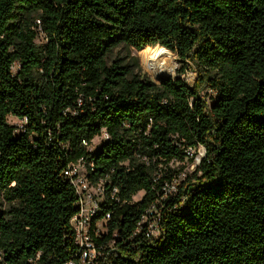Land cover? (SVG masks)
<instances>
[{"label": "trees", "instance_id": "obj_1", "mask_svg": "<svg viewBox=\"0 0 264 264\" xmlns=\"http://www.w3.org/2000/svg\"><path fill=\"white\" fill-rule=\"evenodd\" d=\"M156 46L192 62L195 85L184 67L156 82L137 57L110 60ZM198 145L160 239L136 235ZM81 158L111 199L100 264H264V0H0V264L76 259L63 171Z\"/></svg>", "mask_w": 264, "mask_h": 264}, {"label": "built area", "instance_id": "obj_2", "mask_svg": "<svg viewBox=\"0 0 264 264\" xmlns=\"http://www.w3.org/2000/svg\"><path fill=\"white\" fill-rule=\"evenodd\" d=\"M182 67H184V71L180 74L181 79L189 86H192L190 82L194 78V70L191 69L190 62L186 61L182 63ZM14 69L16 72L17 67ZM26 123V118H20L12 114L7 117V124L15 128L16 134L24 132ZM99 138H102L103 142L108 140L109 136L107 133H104ZM83 145L90 152L96 150V148L92 149V145L90 146L87 142H83ZM185 153L187 155V165L191 163L186 170L193 173L206 157V149L202 145L187 147ZM93 170L94 164L81 158L77 162L69 164L63 171L64 178L69 181L78 199V212L70 220L77 254L75 256L76 259L71 260L67 264H100L102 263L101 260L105 259L101 241L108 233L107 223L111 219V214L108 212L102 214V204L111 199H107L105 179H100L97 182L92 181L90 174ZM186 174L183 171L170 181H165L159 198L143 215L135 233L136 235L145 233L146 237L151 241L160 239L164 202L176 197L184 181L182 177H186ZM156 178H160V175ZM118 192V189L114 188L110 198H115ZM116 200L118 201L119 199ZM112 245L113 243L110 244V247Z\"/></svg>", "mask_w": 264, "mask_h": 264}, {"label": "rangeland", "instance_id": "obj_3", "mask_svg": "<svg viewBox=\"0 0 264 264\" xmlns=\"http://www.w3.org/2000/svg\"><path fill=\"white\" fill-rule=\"evenodd\" d=\"M36 23H37V21H36ZM36 42L39 45L45 43L44 36L39 35V38L37 39ZM156 48H162V47H159V46L146 47L143 50H153ZM163 49H165V48H163ZM165 50L167 51V54L165 56L160 57L159 60L161 63L164 64V66H170L174 69V73L172 75H169V76H165V75L161 74L160 71H152L151 69H149L147 64L145 63V61L142 59V56L140 54L141 51L137 52L133 49H128L126 47H118V48L114 49V51L112 52V55L110 56V60H113L115 58H121L123 63L132 64L133 63L132 58L137 57L139 60L141 73L147 75L149 78L154 79L157 82L158 79L161 77H173V78L176 77L178 69L182 68V64L179 62L177 55H175L174 53H172L171 51H169L167 49H165ZM190 64H191V69L194 70V78L190 82V85L193 86L196 83L195 66L192 62H190ZM136 71L138 72V69ZM101 142H102V138L95 139L91 148L92 149L97 148L101 144ZM190 164L191 163H189V165ZM189 165L184 166V168H183L185 170V173H187L186 177H184V176L182 177V179H184V180L187 179L188 176H191V175H193V173L197 172V169L193 173L188 172V170H186V169L188 168ZM200 176L201 175L198 174L197 177L193 178V184L198 181V178H200ZM143 195H144L143 192L139 193L138 195H136L134 197V201H139L140 199H142ZM161 231H162V227H161Z\"/></svg>", "mask_w": 264, "mask_h": 264}, {"label": "bare ground", "instance_id": "obj_4", "mask_svg": "<svg viewBox=\"0 0 264 264\" xmlns=\"http://www.w3.org/2000/svg\"><path fill=\"white\" fill-rule=\"evenodd\" d=\"M140 54L142 56V59L147 64L148 68L152 71H160L161 74L165 76H169L174 73V69L172 67L164 66V64L159 60L160 57L167 54V51L165 49L156 48L153 50H143Z\"/></svg>", "mask_w": 264, "mask_h": 264}, {"label": "water", "instance_id": "obj_5", "mask_svg": "<svg viewBox=\"0 0 264 264\" xmlns=\"http://www.w3.org/2000/svg\"><path fill=\"white\" fill-rule=\"evenodd\" d=\"M187 189H188V187H187ZM187 189H186V191H185V192H187Z\"/></svg>", "mask_w": 264, "mask_h": 264}]
</instances>
